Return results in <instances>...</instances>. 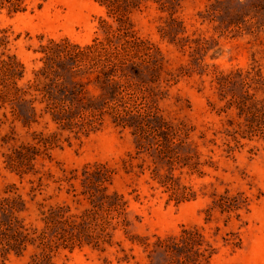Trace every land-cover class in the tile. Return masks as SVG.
I'll return each instance as SVG.
<instances>
[{
	"label": "rangeland",
	"instance_id": "obj_1",
	"mask_svg": "<svg viewBox=\"0 0 264 264\" xmlns=\"http://www.w3.org/2000/svg\"><path fill=\"white\" fill-rule=\"evenodd\" d=\"M10 1L19 10L8 13L7 7L0 8V29H6L8 34L4 51L15 54L28 71L38 65L39 54L33 50L48 38H66L83 45L101 36L98 21L100 16H106L103 7L93 0ZM0 2L6 4L4 0ZM169 11L183 29L168 30ZM169 11H161L149 2L140 12L132 13L131 19L137 34L159 48L162 75L168 72L176 79L175 83L156 85L154 106L150 108L167 122L192 127L190 138L198 143L199 161L211 165H199L202 177L174 170L180 181L194 191V198L179 203L168 200L167 193L150 177L153 171H162L163 164L155 162L152 150L137 153L130 129L115 126L107 114L100 116L97 130L76 136L59 131L51 122L46 124L47 117L38 119L30 128L22 127L12 121L9 107H0V195L13 185V191L26 200V221L33 223L39 210L55 205L67 207L69 215H80L91 207L90 200L97 199L93 185L96 171L106 168L110 176L101 186L127 200V218L132 222L127 228L129 234L152 239L153 234L176 233L181 225L195 226L217 247L206 264H264V136L239 138L238 143L225 136V130H231L229 123L234 125L239 119L234 108L221 110L230 95L223 97L212 80L214 70L245 67L252 55L264 61V0H175ZM158 27L177 32L174 43L161 38ZM255 96L261 98L263 93L255 92ZM33 131H55L56 145L42 151L26 174L4 168L2 153L31 142ZM201 132L204 141L197 138ZM227 141L232 145L231 152L224 150ZM224 190L248 197V205L238 210L237 216L221 214L216 209L206 211L212 199ZM227 233L240 238L238 247L222 245ZM122 238L121 231L113 236L114 240ZM116 248L119 247L115 245L105 252L88 246L71 252L60 250L51 261L118 264L117 257L123 252H116ZM31 251L29 247L21 256L9 253L5 263L27 264ZM132 254L145 264L137 249Z\"/></svg>",
	"mask_w": 264,
	"mask_h": 264
},
{
	"label": "trees",
	"instance_id": "obj_2",
	"mask_svg": "<svg viewBox=\"0 0 264 264\" xmlns=\"http://www.w3.org/2000/svg\"><path fill=\"white\" fill-rule=\"evenodd\" d=\"M0 2L8 13L18 11L10 0ZM103 7L106 17H99L95 36L90 43L78 44L66 38L46 39L33 52L38 65L27 70L13 53L4 51L8 43L7 30L0 29V107H9L12 121L30 128L38 119L47 117L59 131L76 136L87 135L98 129L100 116L107 114L115 126L129 128L136 152L153 151L155 162L163 164L160 172L153 171L151 179L167 193L168 200L176 203L194 198L191 187L180 181L174 170L185 174H197L200 170V153L197 141L190 138L192 127L182 122L165 121L150 108L154 106L155 88L160 82L175 83L171 74L163 73V61L159 48L137 34L131 19L134 12L155 3L161 11H169L175 0H93ZM168 30L182 28L181 23L168 12ZM183 29V28H182ZM161 38L174 43L177 32L157 29ZM41 38V37H39ZM169 74V75H168ZM212 80L224 97L229 94L222 111L234 108L236 118L225 136L235 143L239 138L252 139L264 136V61L252 55L245 67L227 71L214 70ZM252 90V92H250ZM262 92L257 98L255 92ZM236 126V127H235ZM197 138L204 141L201 132ZM6 140V137H4ZM56 132L33 131L30 141L13 147L4 156V168L19 174L30 171L31 163L42 151L56 145ZM6 143V141H5ZM204 144V142H202ZM226 152L233 151L225 142ZM181 173V172H180ZM96 200L80 215L67 214L63 205L39 210L35 223L26 221V200L13 191V185L0 195V264H6L9 253L23 255L32 249L27 264H52V258L60 251L71 252L88 246L100 252L114 247L123 252L117 263L141 264L132 254L137 249L145 264H206L217 252L195 226L181 225L176 233L164 236L129 234L132 222L127 218V200L117 192H106L101 186L110 171H96ZM32 200V198H30ZM248 197L224 190L212 199L206 211L216 209L222 213H234L248 205ZM121 231L120 240L113 236ZM222 237V245L236 248L240 238L233 233ZM232 236V237H231ZM126 242L127 246H123ZM128 250L130 253H126Z\"/></svg>",
	"mask_w": 264,
	"mask_h": 264
}]
</instances>
